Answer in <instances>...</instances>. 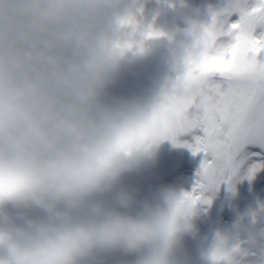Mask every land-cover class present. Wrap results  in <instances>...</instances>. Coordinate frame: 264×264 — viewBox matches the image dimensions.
I'll return each mask as SVG.
<instances>
[{
    "label": "clouds",
    "instance_id": "obj_1",
    "mask_svg": "<svg viewBox=\"0 0 264 264\" xmlns=\"http://www.w3.org/2000/svg\"><path fill=\"white\" fill-rule=\"evenodd\" d=\"M156 3L148 22L143 0H0V264H188L183 238L211 207L209 185L141 200L121 182L186 133L197 69L229 28L188 0ZM170 12L179 23L159 27ZM156 48L171 75L145 100L111 97ZM261 221L264 206L217 230L202 264H264Z\"/></svg>",
    "mask_w": 264,
    "mask_h": 264
},
{
    "label": "rangeland",
    "instance_id": "obj_2",
    "mask_svg": "<svg viewBox=\"0 0 264 264\" xmlns=\"http://www.w3.org/2000/svg\"><path fill=\"white\" fill-rule=\"evenodd\" d=\"M143 2L144 19L150 22L158 4L156 0ZM257 2L258 0H188L189 4L201 10L202 18H210V14H219L221 20L226 21L225 26L228 28L240 21L242 12L255 8ZM174 23L179 21L171 12L166 18L157 21V25L162 28H169ZM253 36L255 38L264 36V25H257ZM164 51L163 48H156L151 55L133 59L122 69L116 82L109 87L110 96L139 100L150 97L158 84L171 75L163 61ZM257 59L264 61V53ZM197 138H203V132L199 128H194L180 135L175 144L165 143L159 149L155 164L141 172L127 174L121 182V187L133 191L141 200L152 199L163 187L191 192L198 186L199 172L205 160L211 159L204 153L194 154L191 147L180 146H195ZM237 161L242 163L235 174L229 180L210 187L206 193L212 204L207 215L195 220L197 227L195 236L183 238V254L188 264H202L200 249L211 243L217 230L233 227L241 217L248 223L249 213L264 206V148L256 144H247L238 154ZM253 168L257 170L250 176ZM106 199L110 206H115L114 196L109 195ZM259 226L264 227V221H261ZM136 259L135 256L116 254L109 258V264L121 262L135 264Z\"/></svg>",
    "mask_w": 264,
    "mask_h": 264
},
{
    "label": "snow or ice",
    "instance_id": "obj_3",
    "mask_svg": "<svg viewBox=\"0 0 264 264\" xmlns=\"http://www.w3.org/2000/svg\"><path fill=\"white\" fill-rule=\"evenodd\" d=\"M257 25H264V0L241 13L240 21L229 28V42L197 69L201 90L188 102L185 131L199 128L203 138H197L195 146H180L211 157L201 167L198 185L203 181L212 187L229 180L242 163L237 156L245 145L264 148V61L257 59L264 53V36H253Z\"/></svg>",
    "mask_w": 264,
    "mask_h": 264
}]
</instances>
